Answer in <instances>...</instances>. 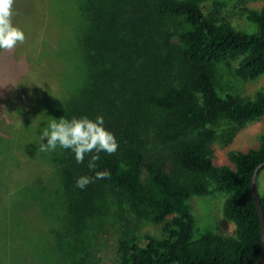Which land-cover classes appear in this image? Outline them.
I'll return each instance as SVG.
<instances>
[{
	"label": "trees",
	"instance_id": "16d2710c",
	"mask_svg": "<svg viewBox=\"0 0 264 264\" xmlns=\"http://www.w3.org/2000/svg\"><path fill=\"white\" fill-rule=\"evenodd\" d=\"M208 1L74 0L64 13L58 0H48L58 35L49 47L58 90L34 102L38 116L31 126L18 128L0 117V146L14 144L8 154L27 155L31 169L22 177H32L6 196L5 212L17 197L32 204L1 233V262L96 264L89 248L94 228L98 219L117 211L156 226L158 234L120 231L114 264L261 259L251 180L264 163V134L256 149L229 151L234 169L215 164L213 144L219 133L230 139L264 116V90L249 98L221 94L217 76L218 66L231 62L242 81L264 74V5L244 7L264 0L235 1L238 16L255 26L248 33L221 14L219 1L204 9ZM81 115H103L119 142L116 153H100L97 161L96 171L107 170L110 177L83 190L76 179L95 174L87 168L89 157L77 164L70 151L39 150L40 130L48 122ZM211 193L226 196L222 215L235 232L206 231L194 238L188 200ZM45 194L54 205L44 206ZM258 195L264 214V196ZM23 220L26 231L17 224Z\"/></svg>",
	"mask_w": 264,
	"mask_h": 264
},
{
	"label": "rangeland",
	"instance_id": "374dc122",
	"mask_svg": "<svg viewBox=\"0 0 264 264\" xmlns=\"http://www.w3.org/2000/svg\"><path fill=\"white\" fill-rule=\"evenodd\" d=\"M216 1L221 4V14L233 19L234 28L247 33L255 31L254 25L244 17L238 16L240 7L234 8L236 0H209L204 4V9H212ZM73 2L74 0H58L59 10L70 13L72 10L70 6ZM263 5L264 1L249 2L244 7L259 10ZM47 6L48 0H16V15L13 17V22L25 30L26 41L11 51L0 50V117H4L13 125H18V128L31 126L32 117L38 116L34 108L35 101L44 102L48 99V96H45L46 92H57L58 90L59 82L56 78L58 69L50 59L49 49L54 45L58 35L57 30L52 26L53 13L48 10ZM234 67L233 62L218 66V89L221 94L232 93L249 98L253 97L257 91L264 90V74L253 81H242L234 74ZM263 134L264 116L246 124L238 134L230 139L224 138L219 133L213 144L215 164L228 165L234 169L228 159L229 151L256 149L260 145V137ZM14 146L16 145L0 146V235L16 215L26 211L32 204L28 197H17L14 202L7 205L6 212L4 210L6 196L12 189L20 187V181L27 180L28 183L32 181L31 176L22 177L23 174L27 175L31 169L29 157L21 155L19 150H11L12 153L8 154ZM42 168L47 175L48 166ZM256 189L264 196V166L257 175ZM225 198L224 194L211 193L207 196L191 197L188 200L195 218L194 238L206 231L216 234H234L233 224L222 215ZM42 201L44 206L54 205V201L48 194L43 196ZM33 212L29 214L32 216ZM112 214L109 213L108 216L98 219L99 223L94 228L95 238L91 245L89 244V248L96 264L115 263L116 240L120 231L125 230L135 235L158 234V228L144 220H138L130 215L126 216L122 211L112 212ZM17 224L26 231L24 220ZM31 240L29 238L27 243ZM1 243L0 241V245ZM0 264L9 263H3L0 260Z\"/></svg>",
	"mask_w": 264,
	"mask_h": 264
},
{
	"label": "clouds",
	"instance_id": "9594fccd",
	"mask_svg": "<svg viewBox=\"0 0 264 264\" xmlns=\"http://www.w3.org/2000/svg\"><path fill=\"white\" fill-rule=\"evenodd\" d=\"M15 3L16 0H0V50L11 51L26 41L25 30L13 22ZM39 136V150L42 152L70 151L77 164H83L89 157L87 168L95 174L79 176L76 179L77 188L83 190L95 180L110 177L107 170L96 171L100 153L112 155L119 148L116 135L106 127L103 115L53 119L40 130Z\"/></svg>",
	"mask_w": 264,
	"mask_h": 264
},
{
	"label": "water",
	"instance_id": "95a60500",
	"mask_svg": "<svg viewBox=\"0 0 264 264\" xmlns=\"http://www.w3.org/2000/svg\"><path fill=\"white\" fill-rule=\"evenodd\" d=\"M263 166H264V163L259 165L256 168V170L254 171V175L252 177V180H251V195H252V198L254 199V203H255V205L257 207V210H258L259 216H260L261 235H262V248H263L261 259L256 264H264V214H263L262 207H261V204H260L259 195H258L257 189H256V179H257L258 171Z\"/></svg>",
	"mask_w": 264,
	"mask_h": 264
}]
</instances>
